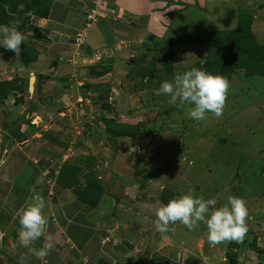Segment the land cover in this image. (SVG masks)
Listing matches in <instances>:
<instances>
[{
  "label": "rangeland",
  "instance_id": "obj_1",
  "mask_svg": "<svg viewBox=\"0 0 264 264\" xmlns=\"http://www.w3.org/2000/svg\"><path fill=\"white\" fill-rule=\"evenodd\" d=\"M78 1L68 0L78 12L76 25H82L83 16L92 20L90 23L94 24L87 41L98 46L95 54L82 55L81 61L74 62L80 67L75 66L76 74L73 73L72 79L54 78L58 71L50 69L54 58L46 51L55 42H52L54 35L47 31L49 27L45 28L44 23L38 24V30L30 26L31 34H35L30 41L37 43L42 57L38 64L24 65L21 54L16 56L0 45V66L2 62L8 65L1 74L10 80L28 78V82L31 74L36 76L34 90L24 92V103L14 105L18 92L10 93L4 104L0 101V195L4 191H14L20 192L19 196H29L30 191H25L24 185L33 183L37 177L43 179L44 174L52 180L58 175L61 180H68L63 172L73 166L80 167L83 174L92 170L97 174L92 171L84 174L89 180L87 185L95 175L100 176L99 182L105 186L106 194L101 197L99 208L94 203L99 213L94 223L79 220V224H88L95 231L77 225L73 229L79 238L94 234L89 238L88 255L81 261L92 264L103 254L102 264H123L122 251L117 253L120 261L111 258L112 251L107 248L110 242L118 240L125 244L133 242L139 246V253H143L138 256L140 261L129 264H228L227 252L236 253L239 264H264V252L258 251L256 246L264 248V75L246 76L244 70L238 71L230 81L223 115L217 118L208 113L203 121L187 116L190 105H170L168 96L156 94L165 80L199 68L198 65L206 60L208 33L235 28L243 21L241 13L253 15V18L246 15L242 18L252 20L258 41L264 42V0H150L149 11L157 12V17L162 16L167 24L152 18L147 32L140 33L141 41L129 35L124 43L119 41L113 45L117 49L101 48L103 31L97 26L99 20L103 22L102 19L113 16L105 6L108 2L114 5L115 1L93 0L91 4L97 2L98 6L94 10L90 8V0ZM116 1L126 14H131L130 18L133 17L134 33L144 32L146 19H134L137 14H145L140 0ZM122 32L128 34L129 29ZM25 33L28 38L30 34ZM150 33L159 36L151 40ZM94 36L100 39L95 40ZM84 42L85 37L77 39L81 54L86 52ZM170 52L175 53L172 72L167 71ZM95 63L109 65L110 72L101 77L92 76L89 65ZM34 65L38 67L33 69ZM14 66L16 69H12ZM40 72L44 74V91L37 89ZM88 84L95 88L87 89ZM108 87L111 90L109 98L98 101L96 97ZM102 116L141 124L143 134L133 138H111L112 141L105 131ZM13 123L16 126L12 127ZM32 124L34 126H30ZM22 131L25 134L21 135ZM27 137L32 143L25 146L20 141ZM13 177L14 180L17 177L14 185L11 183ZM36 182L31 193L43 197L48 195L54 200L58 190H62L58 179L55 184L49 182L42 188L40 181ZM75 183L76 180L63 182L62 187L72 188ZM164 189L174 192V197L193 193L204 199L215 198L217 206L226 203L230 196L242 197L249 210L248 232L243 242L210 246L203 223L194 230L177 223L172 226L176 229L174 232L157 231L155 210L166 204ZM44 199L48 207L51 203L47 204V198ZM26 201H18L23 208L18 213L12 205L8 212L2 208L5 214L0 216V235L5 234V242L0 251V264H20V254L28 249L18 238L20 212L28 206ZM56 206L54 204L52 209ZM67 206L77 209L80 219L88 218L85 207L89 204L68 200ZM61 231L68 237L66 227ZM48 234L61 238L60 232L50 223ZM68 238V244H74L73 238ZM43 243V238L34 242L30 246L31 253L34 254V246H43ZM147 253L150 254L145 256ZM27 255L22 256L28 260Z\"/></svg>",
  "mask_w": 264,
  "mask_h": 264
},
{
  "label": "trees",
  "instance_id": "obj_2",
  "mask_svg": "<svg viewBox=\"0 0 264 264\" xmlns=\"http://www.w3.org/2000/svg\"><path fill=\"white\" fill-rule=\"evenodd\" d=\"M92 2L93 0H90L89 4L90 8L94 10L98 6L97 2L96 4H91ZM21 3L24 4V8L22 9L18 7V5ZM101 5L103 6V4ZM112 6L113 4L111 5V3L108 2L105 8ZM200 7L203 8L202 5H200ZM75 10L76 9L72 7V4H69L64 0H0V25L10 24L13 20H19L21 23L20 30L27 32L29 22L34 17L46 19L53 18L57 21L60 20V22H62L60 28L62 27V29H66L65 31L68 30L69 33H71V36L68 39L59 38V35L57 34L58 36H56L57 39H55V44L50 46V50H47V53L54 58L52 67L58 71L54 78L60 79L62 81L65 79L70 80L72 79L73 73L74 75L76 74L74 72V70L77 69L75 66L77 65L78 68L80 67L74 62L76 60L81 61L83 58L81 56L87 55L88 52L86 51L85 53L81 54L77 39L85 37L83 46L88 47L90 42L87 41V36L89 34V29L94 24L90 23L92 20L88 19L87 17L85 23L82 24L83 26H78V24L76 25L75 22L72 23L71 20H67L68 18L71 19L72 15H76L73 13H78L77 10ZM240 15H242V17H245L246 15L249 18H253L251 13H241ZM242 17L240 20L243 21H239L235 28L213 30L208 33L206 60L203 64L201 63L198 65L200 69L214 74H221L229 81H231L233 76L240 70H244L246 76L256 74L264 75V42L258 41V38L252 28V20H244ZM134 19L139 20L137 18ZM66 23L70 25V27L68 25L64 26ZM132 24L133 20L131 19V22L127 24V26H124L129 29ZM71 27L72 29L74 27L77 29L73 31L71 30ZM42 36L45 37V35ZM30 38H32V36H28L22 45L20 54L24 61V65H29L31 63L32 66L33 63L35 64L38 62L40 52L33 42L30 41ZM168 55L169 63L167 66V71L172 72L175 53L170 52ZM37 67L38 66L34 65L32 68L36 69ZM89 72V74L94 77H101L110 72V67L107 64L95 63L89 65ZM37 78V89H43L44 91V88H42L44 74L41 72L38 73ZM86 87L87 89L95 88L93 85L89 84ZM25 91H28L29 93L28 78L15 77L12 80H0V100H5L8 98L10 93L14 94L15 92H18V95L14 97V105L17 106L25 102ZM110 92V87H108L104 92H101L96 97V99L103 102L109 98ZM102 119L106 123L105 131L109 135L110 140H115L117 138H133L143 134L141 124H132L121 122L115 119H107L104 116H102ZM13 125H16V123H13L12 127ZM30 126H34V124ZM20 134L23 135L25 133L21 132ZM167 191V189H164L163 198L165 203H168L174 197V192ZM4 238L5 235L1 241V248L2 244L5 242ZM256 239L257 238L255 237V244H257ZM256 246L258 251L264 252V248L258 245ZM226 255L228 264H239V259L236 253L227 252Z\"/></svg>",
  "mask_w": 264,
  "mask_h": 264
},
{
  "label": "clouds",
  "instance_id": "obj_3",
  "mask_svg": "<svg viewBox=\"0 0 264 264\" xmlns=\"http://www.w3.org/2000/svg\"><path fill=\"white\" fill-rule=\"evenodd\" d=\"M18 7L22 9L24 4L21 3ZM20 29L19 20L0 25V45L16 56L20 55L27 39L26 33ZM229 89L230 81L225 76L194 67L175 74L170 81L162 82L156 94L168 96L170 105H190L187 116L195 121H203L207 119L208 113L217 118L223 115ZM217 203L215 198L204 199L193 193L174 197L155 210V228L163 234L174 232L176 229L172 226L177 223L189 230L197 229L203 223L207 228L210 246L225 242L242 243L248 232L249 210L246 201L242 197L230 196L223 205L217 206ZM45 207L44 197L39 193L35 194L32 203L20 216L21 227L18 230L20 244L30 251V246L43 238V246L34 252L41 261L55 247L53 237L48 234L49 221L44 212ZM25 259L26 257L21 256L20 264H24Z\"/></svg>",
  "mask_w": 264,
  "mask_h": 264
},
{
  "label": "crops",
  "instance_id": "obj_4",
  "mask_svg": "<svg viewBox=\"0 0 264 264\" xmlns=\"http://www.w3.org/2000/svg\"><path fill=\"white\" fill-rule=\"evenodd\" d=\"M64 1L68 2V0H64ZM73 1H74V3L75 2L79 3L78 0H73ZM114 1L116 4H114L112 7L108 8L109 12H112L113 16L108 17V19H106V18L102 19L103 22H101V20H99L100 24L97 23L98 29L103 31V35L101 38L103 39L104 43H103V45H101V48H103V47L107 48L108 46H110L111 48L117 49V46H113V45H117V43L119 41L124 43L126 41V39L129 38L128 37L129 35L131 37L137 38V39H139V41H141V39L143 38L142 35H143V33L147 32L148 24L151 23L152 20H150V19H152V18L154 21L160 22V20H162L164 22L163 24H165V25L167 24V20L163 19L162 16H160V18L157 17V14H156L157 12L149 11L150 9H149V7H147V4H149L148 1L150 2V0H140L142 6L145 8L143 11V13H145V14H143V15L137 14L138 17H136V18L139 20H143V18L146 19V23H147L145 25L146 29L144 32H139V33L135 34L134 33L135 27L131 26V28H129V33L126 34V33L122 32V30L127 28L125 26H127V24H129L131 22V19L133 17L130 18L131 14H130V16L128 14H126L125 9L121 8L122 5H120V3L118 1H116V0H114ZM91 10H93V9L91 8ZM73 14H76V13H73ZM150 14H151V16H150ZM74 17L75 18L72 17L71 19L68 18L67 20H71L72 23H74V22L76 23L78 15L76 14ZM82 19H83L82 24H84L86 21V16H83ZM40 23H44L46 25L45 28H47V26L49 27V28H47V31H49L52 35H54V39L52 40V42L56 41L55 39H57L56 36H58V35H59V38H66V39H68L71 36L70 35L71 33H69L68 30L65 31L66 29L64 30V29L60 28V25L62 22H60V20L57 21L53 18L46 19V18L34 17L29 22V26L35 27L38 30L40 28L38 26V24H40ZM72 23H70V24H72ZM106 23H107V25H109V27H107ZM101 24H102V26H101ZM103 24L106 27L105 29H103ZM29 26H28L27 32L33 38L35 34H31L32 31L30 30ZM68 26L70 27V25H68ZM71 26H73V25H71ZM78 26H83V25L78 24ZM85 27H86V25H85ZM94 27H96V26H94ZM75 29H77V28L74 27L72 29V27H71V30L75 31ZM71 30H70V32H71ZM95 30H97V29L95 28ZM34 31H36V30L34 29ZM89 32H90V29H89ZM153 34L150 33L151 40L156 39V37L159 36L158 34L152 36ZM43 38H46V37H43ZM91 39H93V37H91ZM97 39H100V38L95 37V40H97ZM95 43H96V41H95ZM33 44L37 47V43H33ZM52 44H55V42ZM41 46H42V44H40V47ZM96 46H98V45H95L94 43L90 42V45L88 47H85L86 51H88L87 52L88 56L95 54ZM49 50H50V48H49ZM98 51H100V49H98ZM125 53H126V51H125ZM41 59H42V57L40 55L38 62L41 61ZM38 62H36V63L38 64ZM7 67H8V65L2 62L1 66H0V80H4V79L9 80V77L7 75L1 74L4 70L7 69ZM76 67H77V65H76ZM13 68L16 69L15 66L12 67V69ZM50 69H53V67H51ZM56 80H57V78H56ZM0 101L2 102V104H4L5 100H0ZM0 106H1V103H0ZM0 117H2L1 114H0ZM13 121H15V119ZM14 126H16V125H14ZM34 128H36V126ZM22 132H24V131H22ZM28 139H29V137H27L25 139L22 138V141H20V142H22L21 144H24L25 146H27L30 142V140H28ZM30 143H32V142H30ZM21 149H22V147H21ZM79 169H81V168L73 166V167H71L70 170L64 171L63 177H65L68 180H65L64 178H63V180H61L59 178L60 175H58L57 178L54 177V180H52V178H46L47 176L45 174H44L45 179L43 178L40 180V178L37 177L36 179H34L33 183H28L27 185H24L23 189L27 192L30 191L29 196H26L25 194H24V196L23 195L19 196L20 192L13 193L14 191L7 192V193H6V191H4L3 192L4 194L0 195V216L2 214H5L4 209H2V208L4 207L5 210L8 212V209L11 205L14 206L15 210L17 209L16 213H18V211H20L19 209H23L21 206V202H18V201H20L22 199H26L27 200L26 203L28 205L30 203H32L31 197H33L36 193H31V192L33 191V187H35V183H38V182H36L37 180L40 181V183H41V185H39L40 188H42V186L45 187V185H47V183H49V182H51L50 184L53 185L55 180H57V179L59 180L60 187L62 190H64L65 193H63L62 190L61 191L58 190L57 197H55L54 200L52 197L50 198L48 195L47 196L44 195V197L47 198V204L51 203L50 205H48V207L46 206V209L44 210L46 216L49 217V219H50L49 220L50 226H53L55 229H57V232H60V234H61V238H56L55 236H53V238L55 239L54 242L56 241L55 247L52 249V253H49V256H50L49 259L44 260V262L46 261L45 262L46 264H80V263L81 264H87L85 260L84 261H81V260L83 258L87 257L88 251L91 248V246H90L91 240L89 238H92L94 234L92 235L91 233H89L88 236H86L84 238H79V236L73 232V229L77 225V226H81V227L91 228V229H94V231H95V228L89 227L88 224H79V220H84V221L86 220L87 222H89L91 220V223H94L98 219L99 213H97V210L95 208L96 207L95 204L99 208V201H100L101 197L103 196V194L105 193V191H104L105 186L99 182V180H101V178H100V176L98 177L97 175H95L94 178H91L90 183L87 185V182L89 180H87L85 178L84 174H87V173H89V171H92V170H88L83 174V173H81L82 171H80ZM92 172L94 174L96 173L95 171H92ZM68 174H69V176L67 177ZM80 176H82L83 178L78 179ZM71 177H73V178L71 179ZM16 180H17V177H15V180L13 177V179L11 180V183L13 185L16 184ZM44 180H46V181H44ZM72 180L77 181V184L75 183V185L72 186V188L65 189L62 187L63 182H68V181H72ZM18 197H21V198H18ZM68 200H71V202H75L78 204H89V206L85 207L86 213L88 214V218L87 219L86 218L80 219L79 218V216H80L79 211L77 209L76 210L69 209V207L67 206ZM14 203H15V205H13ZM54 204H57V206L55 207V209H52ZM20 213L22 214V212H20ZM58 215L61 216V218H58ZM62 227H66L67 230H69L68 231V237L70 236L73 238V240L75 241L74 244L73 243H72V245L68 244L69 238L67 236H65L64 233H62V231H61ZM50 229H52V228L50 227ZM119 242H118V240H114L108 244L107 248L111 249L112 255H113V256H111V258H113L115 260L119 259L121 261V258L119 257V255L117 253L122 251V253L124 254L123 257L125 258L124 261H122L123 264H129L131 262H136L137 260L140 261L138 259V256H139V254H143V253H139L140 252L139 246H137L136 244H132L133 242H129V243L127 242L126 244L122 241H121V243H119ZM104 243H102V245ZM119 245H121V246H119ZM41 247H42L41 245L40 246H34L35 250L33 252H35L36 250H38ZM104 249H105L104 246H101V250L105 252ZM29 252H30V254H29ZM19 254L20 253H18V255ZM79 254H81V255H79ZM149 254L150 253H147V254H145V256H147ZM1 255H2V253H1ZM20 255L21 256L27 255L28 257H30V258H28V260L26 259V261H24V262H27L30 264H44V263H42L41 260L37 259L35 254L31 253V251L29 249L25 250L24 254L21 253ZM78 256H80V258H78ZM5 257H8V256H5ZM89 257L90 256H88V258ZM91 257H93V256H91ZM100 257L101 258H100V260H98V262H97V259H95V260H93L95 263H92V264H102L101 260L104 258V255L101 254ZM8 260H10V259H8ZM89 264H91V263L89 262ZM110 264H115V262H112Z\"/></svg>",
  "mask_w": 264,
  "mask_h": 264
},
{
  "label": "water",
  "instance_id": "obj_5",
  "mask_svg": "<svg viewBox=\"0 0 264 264\" xmlns=\"http://www.w3.org/2000/svg\"><path fill=\"white\" fill-rule=\"evenodd\" d=\"M33 77L35 78V75L34 74H31V77H30V83H29V90L32 91V86H34V83L32 82V79Z\"/></svg>",
  "mask_w": 264,
  "mask_h": 264
},
{
  "label": "built area",
  "instance_id": "obj_6",
  "mask_svg": "<svg viewBox=\"0 0 264 264\" xmlns=\"http://www.w3.org/2000/svg\"><path fill=\"white\" fill-rule=\"evenodd\" d=\"M4 235H5L4 233L0 235V246H1V241L3 240Z\"/></svg>",
  "mask_w": 264,
  "mask_h": 264
},
{
  "label": "bare ground",
  "instance_id": "obj_7",
  "mask_svg": "<svg viewBox=\"0 0 264 264\" xmlns=\"http://www.w3.org/2000/svg\"><path fill=\"white\" fill-rule=\"evenodd\" d=\"M36 78V77H35ZM35 78L33 77L32 82L34 83ZM32 90H34V86H32Z\"/></svg>",
  "mask_w": 264,
  "mask_h": 264
}]
</instances>
